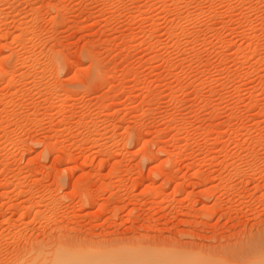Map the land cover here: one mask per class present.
Listing matches in <instances>:
<instances>
[{
  "label": "rangeland",
  "instance_id": "rangeland-1",
  "mask_svg": "<svg viewBox=\"0 0 264 264\" xmlns=\"http://www.w3.org/2000/svg\"><path fill=\"white\" fill-rule=\"evenodd\" d=\"M60 245L264 264V0H0V264Z\"/></svg>",
  "mask_w": 264,
  "mask_h": 264
},
{
  "label": "bare ground",
  "instance_id": "bare-ground-1",
  "mask_svg": "<svg viewBox=\"0 0 264 264\" xmlns=\"http://www.w3.org/2000/svg\"><path fill=\"white\" fill-rule=\"evenodd\" d=\"M64 245V244H63ZM63 248H62V250H61V245H60V247H59V249H57L58 251L56 252V254H57V256H60V258H62L63 256H64V246H62ZM257 248H259V247H257ZM257 248H253L254 249V251H253V253L255 254V253H257L258 252V250H257ZM262 251H263V249H261ZM67 251V250H66ZM257 251V252H256ZM196 253H198V252H196ZM195 252L192 254V256L194 257V258H191V259H183V261H181V264H251V262L253 261V264H254V260H255V258L256 257H253L254 259H251V261L249 262V261H245V262H236V261H234V259H230V258H228V257H221V255H219V256H215V259L214 258H209L208 256H210L211 254H209V255H206L205 253V255H201V253L199 254H196ZM70 253H68V254H66L65 253V255H66V257L64 256V259H61L58 263H56V264H89V263H92V262H99L100 264H107V263H104L105 261H106V259H107V256H105V255H100V257L99 258H94V257H87L86 255H76V256H74L73 258L72 257H67L68 255H69ZM129 254V253H128ZM131 254H133V255H131ZM118 255V254H117ZM117 255H113V258H115V262L113 261L112 262V264H118V263H122V264H135V262L137 263V264H154V262L152 263V261H153V257L150 259L149 257H147V258H149L148 259V261H147V259H146V257H143V258H141V257H139L140 256V254H135V253H130V255H129V258L127 257V260L126 261H124V260H122V261H119L118 259V256ZM120 255V254H119ZM127 255V254H126ZM258 255H259V252H258ZM121 257H125L124 256V254L122 255H120ZM135 257V256H137V257H139V258H135V259H137V260H139V261H134V262H130V260H131V258L130 257ZM142 256V255H141ZM210 257H213V256H210ZM110 258H112V257H110ZM123 258H121V259H123ZM145 258V259H144ZM260 258V257H259ZM259 258H257L256 260H262L263 258H261V259H259ZM130 259V260H129ZM146 260V263H144V261H143V263L141 262V260ZM264 261V260H263ZM139 262V263H138ZM156 263V262H155ZM256 263V262H255ZM261 263V262H260ZM259 263V264H260ZM49 264H51V263H49ZM52 264H54V263H52ZM111 264V263H110ZM156 264H162V263H156ZM163 264H164V262H163ZM257 264V263H256Z\"/></svg>",
  "mask_w": 264,
  "mask_h": 264
}]
</instances>
